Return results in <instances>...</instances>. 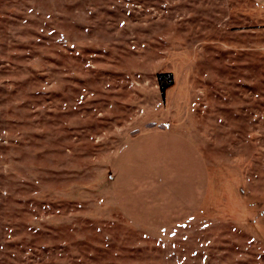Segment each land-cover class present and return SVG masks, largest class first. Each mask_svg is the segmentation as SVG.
<instances>
[{"label": "rangeland", "instance_id": "rangeland-1", "mask_svg": "<svg viewBox=\"0 0 264 264\" xmlns=\"http://www.w3.org/2000/svg\"><path fill=\"white\" fill-rule=\"evenodd\" d=\"M161 129L204 164L179 224L112 193L120 149ZM0 264H264V6L0 0Z\"/></svg>", "mask_w": 264, "mask_h": 264}, {"label": "crops", "instance_id": "crops-1", "mask_svg": "<svg viewBox=\"0 0 264 264\" xmlns=\"http://www.w3.org/2000/svg\"><path fill=\"white\" fill-rule=\"evenodd\" d=\"M253 1L264 6V0ZM132 138L117 153L110 177L116 204L126 216L144 224L186 221L200 208L206 187L200 151L168 129ZM135 138L143 143L149 138L153 153L147 166L135 163Z\"/></svg>", "mask_w": 264, "mask_h": 264}, {"label": "trees", "instance_id": "trees-1", "mask_svg": "<svg viewBox=\"0 0 264 264\" xmlns=\"http://www.w3.org/2000/svg\"><path fill=\"white\" fill-rule=\"evenodd\" d=\"M171 83V82H169ZM169 84H166V85H162L161 89H162V92L165 90V88L168 86Z\"/></svg>", "mask_w": 264, "mask_h": 264}]
</instances>
